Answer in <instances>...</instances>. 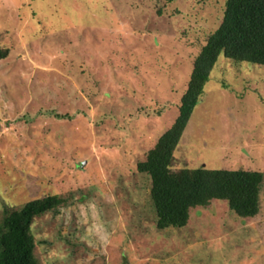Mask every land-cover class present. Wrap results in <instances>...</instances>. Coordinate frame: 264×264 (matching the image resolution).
Here are the masks:
<instances>
[{"label": "rangeland", "instance_id": "obj_1", "mask_svg": "<svg viewBox=\"0 0 264 264\" xmlns=\"http://www.w3.org/2000/svg\"><path fill=\"white\" fill-rule=\"evenodd\" d=\"M226 0H0V216L59 194L34 218L39 264H264L258 213L226 200L156 227L136 164L173 123ZM264 173V65L220 55L171 169Z\"/></svg>", "mask_w": 264, "mask_h": 264}, {"label": "trees", "instance_id": "obj_2", "mask_svg": "<svg viewBox=\"0 0 264 264\" xmlns=\"http://www.w3.org/2000/svg\"><path fill=\"white\" fill-rule=\"evenodd\" d=\"M8 53L7 47L0 46V59ZM220 55L235 62L264 65V0H226L219 26L208 35L193 60L177 116L136 164L139 172L150 177L149 195L158 229L186 225L191 208L206 206L213 199L226 200L241 217L258 213L263 172L170 167L174 150ZM65 203L63 196L53 194L4 210L0 216V264H39L31 224L35 217L57 211Z\"/></svg>", "mask_w": 264, "mask_h": 264}]
</instances>
